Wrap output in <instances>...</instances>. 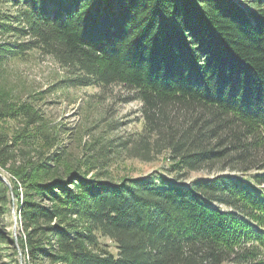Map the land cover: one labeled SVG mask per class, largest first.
Here are the masks:
<instances>
[{
  "label": "trees",
  "instance_id": "trees-1",
  "mask_svg": "<svg viewBox=\"0 0 264 264\" xmlns=\"http://www.w3.org/2000/svg\"><path fill=\"white\" fill-rule=\"evenodd\" d=\"M7 34L28 39L0 43V66L38 50L65 70L63 86L123 87L143 127L121 146L144 162L166 153L175 174L114 182L61 167L43 152L57 133L40 98L0 88V123L24 124L13 139L0 128V167L23 187L26 264H264V173H248L264 152V0H0ZM34 141L37 159L16 165ZM204 169L219 171L181 181ZM10 193L0 179V223ZM7 249L18 255L0 227V264Z\"/></svg>",
  "mask_w": 264,
  "mask_h": 264
},
{
  "label": "rangeland",
  "instance_id": "rangeland-1",
  "mask_svg": "<svg viewBox=\"0 0 264 264\" xmlns=\"http://www.w3.org/2000/svg\"><path fill=\"white\" fill-rule=\"evenodd\" d=\"M3 10L15 14V9L7 4ZM27 39V36L18 38L7 34L0 38V43H22ZM65 77V70L50 56L38 50H29L11 57L0 66V88L10 92L13 99L40 98L35 103L45 114L49 127L57 133L53 134L57 136V144L51 149L45 148L43 152L46 155L58 153L63 160L61 167L68 165L84 172L94 166L88 178L98 175L102 180L120 182L125 178L160 174L167 179H174L175 174L170 171L171 162L166 153L156 155L150 162H144L132 157L121 146L122 143L132 141L142 131L143 121L139 113L141 104L138 101L122 102L127 92L121 86H114L101 96L96 87L63 86L61 82ZM0 128L13 139L22 131L24 124L20 120L5 119L0 123ZM41 145L34 141L30 142V146L21 148V152H17L16 165L21 163L23 157L37 159L36 149L41 148ZM7 167H0V179L9 184L5 183L11 191V205L0 227L9 242L15 241L18 255H13V251L7 249L1 263L26 264L21 250L24 232L18 210L24 199L23 187ZM252 167L249 174L264 173V152L258 154V160ZM241 168L226 167L223 173L238 175ZM218 171L204 169L190 172L181 181L188 183L213 176ZM260 187L264 189V184ZM14 188L17 195L12 193ZM99 241L110 253H116L114 242L107 238H100Z\"/></svg>",
  "mask_w": 264,
  "mask_h": 264
},
{
  "label": "water",
  "instance_id": "water-1",
  "mask_svg": "<svg viewBox=\"0 0 264 264\" xmlns=\"http://www.w3.org/2000/svg\"><path fill=\"white\" fill-rule=\"evenodd\" d=\"M2 181H3L4 183H6L7 185H9L7 182H5V180L2 179Z\"/></svg>",
  "mask_w": 264,
  "mask_h": 264
}]
</instances>
